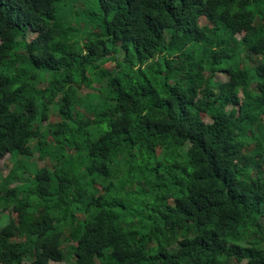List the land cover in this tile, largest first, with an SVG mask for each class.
Returning a JSON list of instances; mask_svg holds the SVG:
<instances>
[{"label":"trees","instance_id":"1","mask_svg":"<svg viewBox=\"0 0 264 264\" xmlns=\"http://www.w3.org/2000/svg\"><path fill=\"white\" fill-rule=\"evenodd\" d=\"M7 155L0 264H264V0H0Z\"/></svg>","mask_w":264,"mask_h":264},{"label":"rangeland","instance_id":"2","mask_svg":"<svg viewBox=\"0 0 264 264\" xmlns=\"http://www.w3.org/2000/svg\"><path fill=\"white\" fill-rule=\"evenodd\" d=\"M82 1H85V0H82ZM86 1H88V0H86ZM86 6H88V5H86ZM77 8H79L80 10H83V11L85 10V7L83 5H81V4H78V3H77ZM35 36H36L35 33H30L29 34V38L30 39L34 38ZM242 36H243V34L241 33V34L238 35V38H241ZM115 57H116V59L118 61L122 60V54H118ZM114 64H115V62L107 63V64L103 65L102 68H105L107 70H113V67L115 66ZM217 79L222 81V82H225L227 80V76H226L225 73H219L217 75ZM95 87H96L95 83H92L91 87H87V86L81 85L80 89L77 90L78 95L80 97H84V96H86V94L93 93L94 90L96 91ZM52 118H53V116H52ZM204 121H205V123H209L210 122L208 117H206L204 119ZM44 132H45L44 129H42V133H44ZM39 136H40V134L38 135V137ZM12 163H13V161H12V159H11V157L9 155L5 156L4 158H0V194L3 193V188L1 186L4 185L5 181L8 182V180L10 178L14 177V174H13L12 169H11L12 165H13ZM44 166H47V164H44L43 161L37 163V167H44ZM19 174H20V177L13 178L12 182L18 181L19 184H22L20 186L21 189H23L25 187H28L29 184H31V182H32V179H33L32 177L33 176L29 175L26 171L25 172H21L20 171ZM13 185L14 184H11L10 187H12ZM11 210H12V208H11V206H9V211H11ZM3 218H4V215L0 214V226L2 224ZM262 223L264 224V218L262 220ZM52 264H65V263L64 262L58 263V262H54L53 261Z\"/></svg>","mask_w":264,"mask_h":264}]
</instances>
